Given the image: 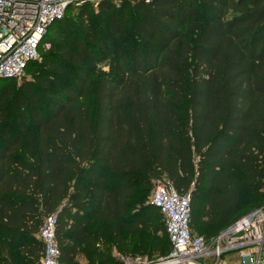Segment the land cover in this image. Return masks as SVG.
Instances as JSON below:
<instances>
[{
	"label": "trees",
	"instance_id": "obj_1",
	"mask_svg": "<svg viewBox=\"0 0 264 264\" xmlns=\"http://www.w3.org/2000/svg\"><path fill=\"white\" fill-rule=\"evenodd\" d=\"M198 7L211 18L189 42ZM72 9L32 79L0 78V264H39L52 213L63 264L166 256L164 219L155 238L144 209L128 213L160 177L190 193L191 232L208 239L263 205L264 0ZM243 193L256 204L238 215Z\"/></svg>",
	"mask_w": 264,
	"mask_h": 264
},
{
	"label": "built area",
	"instance_id": "obj_2",
	"mask_svg": "<svg viewBox=\"0 0 264 264\" xmlns=\"http://www.w3.org/2000/svg\"><path fill=\"white\" fill-rule=\"evenodd\" d=\"M92 0H0V78L20 81L26 67L40 62L41 50L52 23L62 19L71 7ZM150 205L164 219L171 250L156 261L114 253L121 264H261L264 262V204L236 219L211 238L191 232V196L178 192L164 177L154 180ZM57 216L44 217L37 233L43 245L39 264H63L55 226ZM237 251V261L222 255ZM210 258V261L207 259Z\"/></svg>",
	"mask_w": 264,
	"mask_h": 264
},
{
	"label": "rangeland",
	"instance_id": "obj_3",
	"mask_svg": "<svg viewBox=\"0 0 264 264\" xmlns=\"http://www.w3.org/2000/svg\"><path fill=\"white\" fill-rule=\"evenodd\" d=\"M96 1L97 0H92L90 2V6L91 8H96ZM70 10V8L68 9V11ZM72 12H76V7H73ZM211 17L209 15V12H207L203 7H198L196 10V18L195 21H193L192 23H189L185 32H186V40L187 41H191L192 38L194 37V35L196 34V29H198L200 26H202L207 20H209ZM55 27H59V24L56 25ZM119 42H121V40L119 39ZM126 44H124V46H121V48H124ZM34 64L31 65V67H28L27 71H26V77L22 78L19 82L16 81V84H19L22 80H30L33 78V74L35 72H37V70L39 69L37 64L38 62H33ZM96 68H101V69H106L107 68V63L106 62H102V63H97L96 64ZM151 193H152V189L147 192L146 195H141L139 196V200L137 202H132L131 204V208L129 210L128 213L133 212L134 210H141L144 209V211H146V213L143 216V219H145V221H150V225L151 228L153 230V237H158L161 235V231H159L158 229L156 230V224L154 223V219H158V220H162V216L159 212H155V211H150L148 212V205L150 202V198H151ZM256 204V201L249 196L248 194L243 193L241 196V200H240V205H241V211L238 215H241L243 213H245L248 209L254 207ZM192 232L193 233H199L198 230H196L193 226H192ZM264 250V247H263ZM117 251V250H116ZM132 256H138L141 257L142 260H148V261H156L158 258L162 257L158 254V252L156 250H150V252L148 254L146 253H132ZM224 258L231 260V261H237L238 259V255H237V251H230L227 252L225 254L222 255ZM208 261H210V258L207 259ZM261 264H264V262H262Z\"/></svg>",
	"mask_w": 264,
	"mask_h": 264
},
{
	"label": "crops",
	"instance_id": "obj_4",
	"mask_svg": "<svg viewBox=\"0 0 264 264\" xmlns=\"http://www.w3.org/2000/svg\"><path fill=\"white\" fill-rule=\"evenodd\" d=\"M116 252H117L116 249L113 248L112 254L114 255V253H116ZM77 260H78L79 264H87L88 263V260L86 259V257L83 254H79L77 257Z\"/></svg>",
	"mask_w": 264,
	"mask_h": 264
},
{
	"label": "water",
	"instance_id": "obj_5",
	"mask_svg": "<svg viewBox=\"0 0 264 264\" xmlns=\"http://www.w3.org/2000/svg\"><path fill=\"white\" fill-rule=\"evenodd\" d=\"M3 79H6V78H3Z\"/></svg>",
	"mask_w": 264,
	"mask_h": 264
}]
</instances>
